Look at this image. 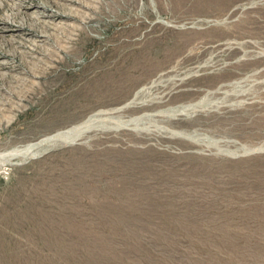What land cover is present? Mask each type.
I'll return each instance as SVG.
<instances>
[{
  "label": "rangeland",
  "instance_id": "374dc122",
  "mask_svg": "<svg viewBox=\"0 0 264 264\" xmlns=\"http://www.w3.org/2000/svg\"><path fill=\"white\" fill-rule=\"evenodd\" d=\"M0 154V264H264V0H0Z\"/></svg>",
  "mask_w": 264,
  "mask_h": 264
},
{
  "label": "bare ground",
  "instance_id": "6f19581e",
  "mask_svg": "<svg viewBox=\"0 0 264 264\" xmlns=\"http://www.w3.org/2000/svg\"><path fill=\"white\" fill-rule=\"evenodd\" d=\"M20 28L23 29V30H29V28L26 27L25 25H22ZM29 31H31V30H29ZM32 33H34V31H32ZM82 126H83V124L82 125L75 126V127L71 128V129L65 131V132H58L54 137L65 138V139L66 138L67 139H70V138H73V137L74 138L75 137H79V135L81 134V132L83 130V127ZM31 149H32V147L29 146V147H27V149H24V150L20 151V153H22L23 155H26V154L28 155L30 153ZM9 155H11V154H9Z\"/></svg>",
  "mask_w": 264,
  "mask_h": 264
}]
</instances>
